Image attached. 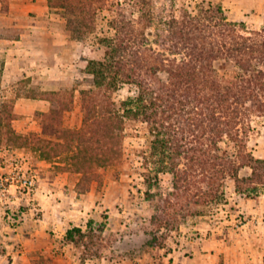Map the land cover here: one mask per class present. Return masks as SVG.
<instances>
[{
	"label": "rangeland",
	"instance_id": "obj_1",
	"mask_svg": "<svg viewBox=\"0 0 264 264\" xmlns=\"http://www.w3.org/2000/svg\"><path fill=\"white\" fill-rule=\"evenodd\" d=\"M99 1L94 21L76 28L66 0H0V150L26 159L37 178L32 198L0 207V264L17 250L40 257L31 264H182L199 247L206 264H264V184H242L244 193L232 179L220 190H174L173 175L157 171L152 137L139 122L126 127L121 143L95 142L92 150L59 133L85 129L79 91L90 86L88 62L104 57L98 36L131 0ZM203 3L221 6L249 32L264 29V0H174V8L179 14ZM73 28L86 35L74 37ZM25 38L49 45L15 49ZM8 58L27 71L10 70L2 82ZM216 66L227 76L224 61ZM137 91L123 85L110 97L119 104ZM251 128L247 149L264 160V116ZM251 174L244 168L239 177ZM76 228L82 234L70 243L67 232Z\"/></svg>",
	"mask_w": 264,
	"mask_h": 264
},
{
	"label": "trees",
	"instance_id": "obj_2",
	"mask_svg": "<svg viewBox=\"0 0 264 264\" xmlns=\"http://www.w3.org/2000/svg\"><path fill=\"white\" fill-rule=\"evenodd\" d=\"M67 1L71 27L94 21L99 0ZM118 6L120 14L98 36L105 55L88 62L90 86L79 91L85 129L59 133L91 149L95 142L121 143L126 127L139 122L152 137L157 171L173 175L174 190H220L232 179L244 193L242 184H264V160L247 149L253 118L264 116V29L249 32L211 3L179 14L174 0ZM76 28L73 36L82 39ZM220 61L227 76L217 70ZM123 85L137 94L116 104L110 94ZM244 168L252 174L241 179ZM76 233L82 230L68 231L66 240L75 243Z\"/></svg>",
	"mask_w": 264,
	"mask_h": 264
},
{
	"label": "built area",
	"instance_id": "obj_3",
	"mask_svg": "<svg viewBox=\"0 0 264 264\" xmlns=\"http://www.w3.org/2000/svg\"><path fill=\"white\" fill-rule=\"evenodd\" d=\"M14 155H10V150H0V207L5 209L20 198H32L37 189L31 164Z\"/></svg>",
	"mask_w": 264,
	"mask_h": 264
},
{
	"label": "crops",
	"instance_id": "obj_4",
	"mask_svg": "<svg viewBox=\"0 0 264 264\" xmlns=\"http://www.w3.org/2000/svg\"><path fill=\"white\" fill-rule=\"evenodd\" d=\"M23 42H25V44L29 43L31 45H35V46L37 45L36 47H43V49L47 48V46L49 45L48 41H46L44 43H42V42L36 43V41H34V40H31L29 38H25V39H22L21 41L16 42V45L14 46V48L16 49L19 47L18 45H20V44H17V43L24 44ZM14 67H16V68H14ZM17 68L18 69L21 68V71L22 70L27 71V68L25 69L24 65L22 63H19L18 59L8 58L7 61L4 62V66H3V70H4L3 72L6 74L8 73V75H4V73L1 74L2 82H4V80L6 81V77H9V71L10 70L12 73L15 74ZM1 87L4 88L3 85ZM1 90H0V92H1ZM22 100H24V99H22ZM32 102L38 103V105L40 103H43V101L38 102L36 100H33ZM32 172L34 173L33 169H32ZM37 195H39V193ZM14 236L13 237H14L15 241H17L21 237L23 238V235L21 233L16 234ZM204 250H203V248L199 247L197 250H195L194 259H190L189 260L190 262H188V260L187 261L182 260L181 261L182 264H206L207 257H206V255L202 254ZM35 255L34 254L31 255L29 251H23V250H21V251H19V250L8 251L7 253H5L1 256V258L3 259V262L1 264H31L32 261H35L36 259L40 258L39 256L36 257ZM8 259L11 261L7 262L6 260H8Z\"/></svg>",
	"mask_w": 264,
	"mask_h": 264
}]
</instances>
